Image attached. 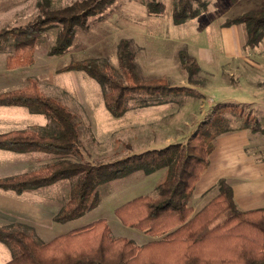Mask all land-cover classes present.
I'll return each mask as SVG.
<instances>
[{"label": "rangeland", "instance_id": "obj_1", "mask_svg": "<svg viewBox=\"0 0 264 264\" xmlns=\"http://www.w3.org/2000/svg\"><path fill=\"white\" fill-rule=\"evenodd\" d=\"M74 1L0 0V30L29 24L42 14L41 8H59ZM176 1L115 0L89 16L85 26H76L72 43L60 54H51L49 50L59 25H47L34 43L32 62L14 68L6 67V56L14 50L13 39L10 34L1 36L0 92L24 88L34 81L44 95L56 99L74 114L79 131L80 154H70L68 158L91 163L112 161L167 141L186 140L218 105L242 107L245 113L254 115L264 126V37L256 46L248 47L245 44L244 24L223 25L227 18L248 11L264 10V0H238L236 3L205 0L208 6L206 12L181 23L172 19ZM151 2L163 3V11L158 15L150 13L148 5ZM123 39L131 43L140 78L162 77L169 86H189L191 89L160 96L161 99L168 97L171 100L146 107H136L134 101L149 96L142 91L133 92L127 101L128 108L120 116H114L105 107V89L96 79L82 70L62 69L72 61L91 59L108 65L117 77L124 78L118 59V44ZM180 51H186L198 62L199 69L193 76V84L186 81V73L178 59ZM13 110H21L22 114L16 115L12 113ZM226 118L232 131L220 135H229L239 130L241 125V118L235 113H227ZM2 120L9 123L16 121L25 129L43 134H56L60 130L54 119L28 108L0 105ZM247 130L250 133L249 141L245 137L241 139L246 142L244 151L247 155L261 158L264 154V136ZM240 142L232 139L218 145L213 161L235 156L239 152L237 146ZM61 157L65 155L46 151L15 154L0 150V179L38 169ZM223 167L227 173L238 174V169L233 166L224 164ZM165 175L164 169L149 175L137 171L101 183L94 190L97 204L67 222H55L53 217L68 200L77 177L61 178L52 184L27 190L26 199L30 196L34 201V224L39 228L50 225L51 237L36 239L29 231L26 233L41 243L61 234V231L64 233L63 230L70 226L104 218L113 237H126L141 245L156 237L123 225L114 210L135 196L155 195V184ZM14 193L12 189L0 187V208L18 213L14 207L18 206L24 213V205L13 200L16 198ZM211 197L212 193L206 198L209 200ZM2 224L0 227L22 228L19 222L4 221ZM8 256L11 253L0 242V263Z\"/></svg>", "mask_w": 264, "mask_h": 264}, {"label": "trees", "instance_id": "obj_2", "mask_svg": "<svg viewBox=\"0 0 264 264\" xmlns=\"http://www.w3.org/2000/svg\"><path fill=\"white\" fill-rule=\"evenodd\" d=\"M115 0H76L59 8L44 10L32 22L22 27L0 30V37L9 35L14 50L6 56V67L30 64L34 43L47 25L57 23L51 54L64 52L72 43L76 26H85L89 16L100 12ZM236 3L238 0H228ZM164 9L161 2H151L148 11L158 15ZM208 10L205 0H177L172 19L181 23ZM244 24L248 47L256 46L264 37V10L248 11L227 18L224 26ZM131 43L123 39L118 44V59L124 78L117 77L108 65L95 60L72 61L63 70H82L105 89L104 104L114 116L128 108L130 94H147L134 101L136 107L160 104L171 98L160 96L178 93L183 86H169L162 77L142 79L138 76ZM186 81L193 84L198 62L186 51L178 53ZM0 105L24 106L43 113L59 125L56 134L35 130L0 133V148L17 151H46L65 155L38 169L0 179V187L16 192L36 189L67 177H77L68 200L54 215L56 222H66L94 207L97 185L137 171L153 174L165 170V178L155 184V195L142 194L115 208L114 214L125 226L149 234L151 239L136 245L126 237H113L104 218L93 220L46 242H37L19 229L0 227V241L11 252L3 264H264V208L243 210L234 200L232 187L225 178L216 184L217 194L197 211L190 197L200 175L208 166V156L214 139L232 131L227 125V113L241 118L239 129H249L264 136V126L242 107L223 104L214 107L210 116L183 142H171L163 147L149 148L103 163L71 160L70 154H80L79 131L74 114L63 104L42 93L37 84L0 92ZM264 161V154L261 156Z\"/></svg>", "mask_w": 264, "mask_h": 264}, {"label": "crops", "instance_id": "obj_3", "mask_svg": "<svg viewBox=\"0 0 264 264\" xmlns=\"http://www.w3.org/2000/svg\"><path fill=\"white\" fill-rule=\"evenodd\" d=\"M4 106H8V105H4ZM148 106H152V105H148ZM12 107H22L23 109L26 108L24 106H12ZM143 107H146V106H143ZM21 110H13L12 113H15L16 115L19 113L22 114ZM0 123H2L0 124V133L8 132V131H17V130L19 131L29 130V129L23 128L21 125H17L18 123L16 121H11V123H9L7 120H4V121L2 120L0 121ZM248 132L249 131L247 129H239V130L230 132L229 135H220V137L217 136L214 139V148L208 156V166L205 169V171L200 175L198 181L196 182L194 186V190L190 197L189 203L193 208L196 207L194 208L196 211L201 207L203 202L207 200L206 198L207 195H209L210 193H212V196L216 195L217 193L216 184L220 178H225L231 185L234 200L239 208L243 210L251 209L252 207L253 208H256V207L264 208V161L256 155L250 156L245 153L244 150H245L246 142L242 141L241 139L242 137H245V139H248L249 141L250 133ZM232 139L235 141H238V140L241 141L237 146V149L239 152L235 156L227 157L224 160L213 161L218 145H223L225 142L227 141L230 142ZM183 140H181L180 142H183ZM167 142L171 143V142H174V140L167 141ZM175 142H178V141L175 140ZM168 143L165 142L161 145H158L152 148L163 147ZM0 150L11 151V152H14L15 154L23 153L21 151H17L14 149L0 148ZM224 164L237 168L238 174L234 175V174L225 172V168L223 167ZM26 192L27 190H23L21 192L15 191L14 196L16 198H13V200H16L17 202L24 205V213H21V208H19L18 206H14L16 207V209H18L19 211L18 213H15V212L13 213L10 210H2L0 208V213L3 214V215L2 214L0 215V225H4L2 224V222L4 221L7 223L19 222V225L22 227L19 230H23L25 232L29 231L32 234V236L35 237L36 239H45V238L51 237V234H49L50 228H51L50 225L45 228H39L34 224L33 215H32L34 201L32 197L30 196L27 197L28 199H26ZM209 200H207V202ZM37 205H41V204H37ZM52 215H51V219H52ZM8 216H14V217H8ZM87 223L88 222H86L85 224ZM85 224H80V225L78 224V225L70 226L66 230H63V232L80 227ZM60 233H62V231ZM1 243L4 246H6L3 242ZM6 248L10 252V249L7 246ZM10 259H11V256L6 257L5 260H3L4 261L3 263H5L6 261Z\"/></svg>", "mask_w": 264, "mask_h": 264}]
</instances>
